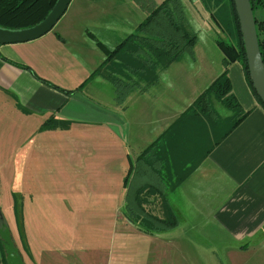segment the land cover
<instances>
[{
	"label": "rangeland",
	"instance_id": "374dc122",
	"mask_svg": "<svg viewBox=\"0 0 264 264\" xmlns=\"http://www.w3.org/2000/svg\"><path fill=\"white\" fill-rule=\"evenodd\" d=\"M197 1L199 0H189V19L191 24L198 28L195 14L206 15L208 9L216 12L214 3L218 0H207L208 9L201 1ZM100 2H86L78 9L80 25L84 27L83 33L91 37V32L110 34L104 28V23L110 19L128 20V23H133L131 19H135L136 12L122 0ZM186 14L188 19V13ZM260 15L264 16L263 12ZM85 23H88V26H85ZM213 26L217 33V26ZM89 44L90 47L80 41L75 43V61L62 65L68 66L66 68L46 70L41 65L33 64V71L47 81L49 78L51 81L55 79L59 85L77 84L82 88V94H75V98L78 97L91 105L84 95L90 93L92 77L85 79L87 72L80 69L79 65L81 59H97L100 50L99 46L94 49L91 43ZM214 51L219 56V63L214 61L215 66L224 69L220 63L221 52L217 47ZM185 55L189 56H183ZM42 59L43 56H37V61L41 64ZM181 62L189 65V61L184 59ZM196 68V72L202 70L201 61L196 63ZM106 75L104 73L101 81ZM80 77L82 80L79 83ZM97 85L100 87V83ZM102 87L103 89L99 88L101 92L97 91L103 105L96 106L94 120H103V112L107 114L114 108L113 99L109 100V97L114 96L113 85H105V90L103 84ZM75 103L78 101L75 100ZM152 106L154 110L155 105L135 101L128 111L115 110L121 116L123 114L127 123H131L128 140H120L115 136L109 137L110 133L104 127L69 121H47L46 118L30 116L14 104L13 98L8 99L7 105H0V212L3 218V221L0 218V224H5L10 231L25 264H226L231 263L230 260L234 263L241 262L240 257L228 253L229 249L233 248L231 238L211 224V214L214 211L212 209L217 200H205L206 206L199 210L195 206V200L178 199L173 192L170 194L171 201L168 202L177 215V226L159 228L157 231H150L151 233L142 228L140 220L127 215L123 203V179L129 163L127 159L121 158L126 150L133 156L135 148L147 146L153 138L151 127L145 124L150 120L148 109ZM76 107L83 110V115L92 111L89 106L75 104ZM179 117L177 114L171 126ZM132 121L142 123L143 126L140 128ZM160 125L162 128L164 124ZM208 127V124H204L196 138L188 141L193 161L200 159L216 140V137L207 131ZM175 128L188 131L185 127ZM116 132H120L118 128ZM110 139L117 142V148H112ZM167 172L168 170H165L163 174L166 175ZM188 177L190 178L189 172L185 174V179L175 185L172 183L171 187L169 184L167 186L169 189L173 187L172 191L177 190ZM199 182L203 188L202 181H194L193 185L189 182L184 186L198 188ZM156 196L146 195L147 198L142 199L144 208L161 219L169 218L167 202Z\"/></svg>",
	"mask_w": 264,
	"mask_h": 264
},
{
	"label": "crops",
	"instance_id": "0c3cea01",
	"mask_svg": "<svg viewBox=\"0 0 264 264\" xmlns=\"http://www.w3.org/2000/svg\"><path fill=\"white\" fill-rule=\"evenodd\" d=\"M90 1L109 2V0H71L65 13L57 21L58 23L49 32L41 36L40 40L37 38L38 40L23 43L0 44V105H7L8 99L13 98L14 104H17L24 113L30 116L46 119L52 117L59 121L76 122L83 125L87 123L90 124L89 126L98 128L104 127L109 131V137L115 136L120 140L125 138L128 140L131 123H127L123 114L121 116L115 110L128 111L135 101L155 105L154 110L153 106L148 109V111L150 110V120L145 123L151 127L153 138L147 146L135 148L133 156H130L126 150L121 158V160L127 159L130 164L144 150L153 148L155 156L150 158V161H153L152 171H150L149 176H142L141 179L147 184L162 185L161 177H164L165 187L161 192L155 188L145 189L141 193V198H147L146 195L148 194H155L158 199L162 197V200L168 202L171 201L170 194L174 192L178 199L195 200L197 202L195 206L199 210L206 206L205 200H217L212 209L214 211L211 214L213 217L211 224L216 230L231 238L233 248H230L228 253L241 258V262L235 261L236 263H234L230 260L231 263L227 262L226 264H264V108L252 94L245 79L243 68L237 60L231 61L224 69L221 67L218 69L215 66L214 61L219 63V56L216 55L214 49L217 47L222 54L220 56L221 65H223V53L215 43L218 32L215 33L214 31L213 25L215 23L212 18L206 17L208 12L206 15L204 13L195 14L199 24L197 28L191 24L189 19L191 15L189 0H183L186 13H188L187 20L197 34L193 55H182L166 69L158 70L157 81L142 83L137 88L130 89L124 95L123 101H116L114 93L113 97H109V100L113 99L114 108L107 114L103 112L105 116L103 120H94V114L97 113L96 106L103 105V100H101L98 92L103 89L101 84L104 85V90L106 89L105 85H113L109 70L101 71L92 77L89 86L90 93L84 95L92 103L90 105L78 97L75 98V94L80 96L82 94L80 92L82 88H79L77 84L59 85L55 79L51 81L52 79L47 77L51 83L64 89L73 90L66 93L41 82L30 71L12 63H24L30 66L32 70L33 64L41 65L46 70L66 68L68 66L62 67V65L75 61V43L77 41L82 42L87 47H90L89 43H91L94 49L98 47L96 43L98 41L108 49H113L121 40L132 33L145 17L144 11L134 0H122L136 12L134 14L135 19H131L133 23H128V20L117 19L113 21L110 19L109 22L104 23L105 31H109L110 34H95L90 31L93 34L91 37L83 33L84 27L80 25L78 15V9ZM153 1L159 4L162 0ZM85 26H88V23H85ZM98 49L100 56L97 59H81L79 68L86 70L85 79L99 68L106 57L99 47ZM38 55L43 56L42 64L37 61ZM1 56L7 60L2 59ZM183 59L189 61V65L182 63ZM198 61L202 62V70L196 72ZM223 70H226L232 94L242 109L247 111L242 120L226 134L225 130L230 125L229 120L233 116V111L225 107L220 101L211 98V105L216 112L214 114L204 112L196 114V112L191 111L196 98L209 87ZM104 73L107 74L106 78L104 77V80L101 81ZM152 77L153 75L151 80ZM78 80L80 83L82 77ZM97 83H100V87ZM75 100L78 103H75ZM75 104L77 106H89L92 111L83 115V110L80 107L75 108ZM135 113L137 112L133 114ZM177 114L180 117L171 126L172 122L176 120ZM134 119L138 120L136 117ZM179 121L181 122L179 123ZM225 121L229 124H226ZM132 122L140 128L143 126L142 123ZM161 123L164 124L162 128ZM204 124H208L207 131L215 136L216 140L200 159L193 161V153H190L191 145L189 146L188 141L196 138ZM173 126L185 127L188 131H181V128L171 130ZM117 128L120 131L118 134ZM154 128L156 131L153 132ZM116 143L112 139L109 140L112 148H117ZM144 168L149 170L147 165ZM159 169L161 174H158ZM165 170H168L166 175L163 174ZM187 172H189L190 178L184 180L177 187V190L172 191L173 187L169 189L172 183L175 185L178 181L185 179ZM194 181H202L204 187L202 188L201 182H199L198 188H185L186 183L190 182L193 185ZM166 187L168 191H166ZM175 191L179 192L176 193ZM158 199L155 198V200ZM168 205L171 208V205Z\"/></svg>",
	"mask_w": 264,
	"mask_h": 264
},
{
	"label": "trees",
	"instance_id": "16d2710c",
	"mask_svg": "<svg viewBox=\"0 0 264 264\" xmlns=\"http://www.w3.org/2000/svg\"><path fill=\"white\" fill-rule=\"evenodd\" d=\"M199 1L208 9V6H206L207 0ZM55 2L56 0H0V27L22 29L33 26L46 17ZM134 2L144 11V19L136 26L132 33L121 40L113 49H108L101 42H96L106 57L99 68L88 76L90 78L101 71L109 70L116 101L122 100L127 91L137 88L142 83L157 81V71L166 69L180 56L184 54L192 56L197 42V34L192 30L186 18L183 0H162L159 4L153 0H134ZM249 2L255 18L259 50L264 64V16L260 15V12L264 14V0H249ZM214 4L217 11L208 9V16L212 18L218 28V33H220L219 35L217 33L215 43L223 53V66L226 67L234 60H237L241 64L252 94L264 108L249 77L234 0H218ZM1 58L7 60L5 57L1 56ZM12 63L30 71L35 78L55 89L66 93L73 91L61 88L38 76L30 66L24 63ZM109 65L110 68H108ZM212 97L233 111V116L229 120L230 125L225 130L226 134L247 113V111L242 109L231 92V84L226 70H223L209 87L196 98L191 111L196 112V114L203 112L209 114L216 113L211 105ZM46 120L58 121L52 117ZM45 126L47 127V125ZM175 127L171 128V130ZM144 156L147 158L145 159ZM153 156H155L153 148L144 150L133 163L129 164L123 179V203L126 213L129 217H135V219L140 220L142 228L149 233H151L150 231H157V229L167 226L171 228L176 227L178 223L177 216L167 201V207L170 211L169 218L167 219H161L144 208L141 193L145 189L149 190L150 188L158 189L161 192L163 187H165L164 177H161L162 185L147 184L141 179L142 176L150 175L153 162L150 161V158ZM146 165L149 170L144 168ZM158 172V174L162 173L160 169ZM0 218L3 221L1 212ZM0 253V264H7L1 237Z\"/></svg>",
	"mask_w": 264,
	"mask_h": 264
},
{
	"label": "water",
	"instance_id": "95a60500",
	"mask_svg": "<svg viewBox=\"0 0 264 264\" xmlns=\"http://www.w3.org/2000/svg\"><path fill=\"white\" fill-rule=\"evenodd\" d=\"M71 0H56L46 17L33 26L22 29L0 27V44L23 43L50 31L65 13ZM243 39L247 68L253 88L264 105V64L259 50L255 18L249 0H234ZM0 237L7 264H25L5 224H1Z\"/></svg>",
	"mask_w": 264,
	"mask_h": 264
},
{
	"label": "flooded vegetation",
	"instance_id": "af4514ba",
	"mask_svg": "<svg viewBox=\"0 0 264 264\" xmlns=\"http://www.w3.org/2000/svg\"><path fill=\"white\" fill-rule=\"evenodd\" d=\"M0 228H1V226H0Z\"/></svg>",
	"mask_w": 264,
	"mask_h": 264
}]
</instances>
